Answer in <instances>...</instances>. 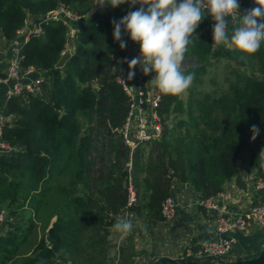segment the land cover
<instances>
[{
    "label": "trees",
    "instance_id": "16d2710c",
    "mask_svg": "<svg viewBox=\"0 0 264 264\" xmlns=\"http://www.w3.org/2000/svg\"><path fill=\"white\" fill-rule=\"evenodd\" d=\"M94 2L0 0V34L5 38L17 35L28 13L36 15L43 32L30 33L20 44V63L46 73L42 93L10 95L4 106L6 115L18 118L2 125L0 141L10 148L0 152V207L14 216L26 211L31 215L26 223L0 220V264H112L109 235L116 217L131 206L130 185L136 193L132 210L145 214L153 225L165 219L162 203L173 180L190 182L200 199L206 198L222 191L237 174L241 154L248 156L256 177H264V42L242 60L223 44L213 48V28L202 19L185 53L198 64L182 69L195 74L187 100L162 93L161 137L142 142L130 153L119 129L131 96L118 78L127 67L130 37L123 35L127 43L121 49L111 22L140 5L94 8ZM237 2L241 12L255 5L254 0ZM60 5L82 16L73 22L76 47L57 67L69 26L38 15ZM231 29L230 24L229 36ZM222 59L223 78L209 70L212 88H199L208 66L216 67ZM252 125L260 129L254 141ZM52 188L62 197L61 208L32 250L21 252ZM212 238L204 236L203 242ZM196 241L191 247L201 245ZM125 249L122 245L117 264H134Z\"/></svg>",
    "mask_w": 264,
    "mask_h": 264
},
{
    "label": "crops",
    "instance_id": "0c3cea01",
    "mask_svg": "<svg viewBox=\"0 0 264 264\" xmlns=\"http://www.w3.org/2000/svg\"><path fill=\"white\" fill-rule=\"evenodd\" d=\"M254 7H258V5L255 4ZM203 11L205 18L210 21L212 27L214 24L212 17L205 10ZM36 18V15L28 13L26 23L22 27L24 32H27L34 25ZM76 30L77 26L75 24L74 27L68 30L66 49L70 50L71 53L76 47L74 36ZM22 39V34H17L11 39L0 34V57L2 59L0 73L5 77L3 81H0V116L3 117L4 122L12 123L18 118L17 114L6 115L4 106L9 97L8 92L16 82L14 76L7 74L8 65L15 55L16 48L23 41ZM139 54V42H133L130 39V46L126 54L127 60L130 61ZM127 70L129 71L128 63ZM134 71L133 79L129 80L133 88H137L140 83H150L155 74V72H150L145 75L139 65L136 66ZM38 73H32L29 77H25L24 81L29 80L32 75ZM44 74L46 77L45 72ZM8 149L0 145V152ZM238 178H240L242 185L243 182L247 185L246 189L238 184ZM255 178V171L249 164L248 156L241 154L239 156L238 172L231 180L224 183L223 195L218 198L219 205L225 206L235 215L247 213L253 204L264 198L263 191L257 190L254 185ZM170 192V195L176 201L175 215L170 218L165 217V219L152 225L145 214L141 215L132 210L131 216L138 222V229L142 230L140 232L138 230V235L131 233L123 239H120L118 233L114 234L113 240L109 236V239H111L109 240L108 249L110 263L117 264L119 262L122 245L126 246L125 256L128 254L133 255L134 264H150L163 255L175 258L183 257L184 249L192 244L194 238L197 239V243H202L204 236H217L216 216L218 210L200 204L198 202L200 200L199 193L190 182L173 180ZM233 234L234 242L222 259L208 258L204 261L214 263L226 261L238 264V261L254 257L264 249V225L257 221H253L246 229ZM140 238L144 239L141 245H139Z\"/></svg>",
    "mask_w": 264,
    "mask_h": 264
},
{
    "label": "clouds",
    "instance_id": "9594fccd",
    "mask_svg": "<svg viewBox=\"0 0 264 264\" xmlns=\"http://www.w3.org/2000/svg\"><path fill=\"white\" fill-rule=\"evenodd\" d=\"M127 3L129 7H140L129 11L119 20H112L113 38L121 49L126 47L123 35L133 42H139L140 54L128 63L127 79H133L134 69L139 65L145 75L155 72L152 79L165 95L179 96L192 84L195 74H185L182 62L185 58L190 38L202 19L204 9L215 21L213 26V48L225 45L228 50L238 52L240 59L259 50L264 42V0H254L258 7L241 12L237 0H95L101 8L110 4L113 8ZM147 6V7H145ZM232 34L228 35L229 25ZM123 30V31H122ZM251 140L260 133L252 125ZM113 228L126 237L133 229V221L124 216L116 217Z\"/></svg>",
    "mask_w": 264,
    "mask_h": 264
},
{
    "label": "built area",
    "instance_id": "2783aa9c",
    "mask_svg": "<svg viewBox=\"0 0 264 264\" xmlns=\"http://www.w3.org/2000/svg\"><path fill=\"white\" fill-rule=\"evenodd\" d=\"M204 10L208 13L207 9ZM81 16L82 15L77 11L66 8L64 5H60L58 8L41 15L43 18L60 19L67 24L69 28L74 27L73 22L78 21ZM213 22L215 24L214 20ZM32 32L36 34L43 32L42 25L36 22V20L34 25H32L27 32H24V29L20 28L17 34L23 35L22 42H24L29 38ZM20 44L16 48L15 55L10 60L7 69V74L16 78V82L9 90L8 94L10 96L23 94L25 92L42 93L45 70L35 65L22 68L20 63L21 56L19 55ZM1 62L2 59L0 57V63ZM35 72L39 73L37 75H32L29 80L24 81L25 77H29ZM127 74L128 70L126 67L118 77L127 93L131 96L129 111L123 126L119 129V133L125 145L130 149V153H132L142 142L161 137L164 130V122L160 114L162 93L152 80L155 74L150 83H140L137 88L132 87V84L127 79ZM4 79L5 77L0 73V81ZM3 124V117L0 116V135ZM0 145L10 148L4 141H0ZM262 157L264 159V147L262 149ZM254 185L257 190L263 191L262 193L264 194V177H256ZM129 192V204H132V202L136 201V193L132 185L129 186ZM221 195H223L222 191L198 201L205 207L216 208L218 210L216 216L217 236L202 242L201 245L196 248L191 247L190 244L184 252L186 256L190 257L189 259L204 261L205 259L213 258L215 260H220L227 254L234 242L233 233L246 229L253 221H257L264 225V198L258 203L253 204L247 213L235 215L225 206L219 205L218 198ZM175 208L176 201L173 196L169 195L162 203V213L167 218L173 217L175 215ZM0 220H3L2 212L0 213Z\"/></svg>",
    "mask_w": 264,
    "mask_h": 264
},
{
    "label": "rangeland",
    "instance_id": "374dc122",
    "mask_svg": "<svg viewBox=\"0 0 264 264\" xmlns=\"http://www.w3.org/2000/svg\"><path fill=\"white\" fill-rule=\"evenodd\" d=\"M198 64V60L194 57H185L183 62H182V69L186 68L189 65H195ZM225 64L226 61L224 59H222L221 61L217 62V66H208V70H207V74H206V80L205 82H203L201 85L199 84V88L202 87L204 89H211L213 84L209 81L208 76L210 75V73H208L209 70H215L214 75L218 78V79H222L223 75L225 73ZM185 66V67H184ZM193 87L192 84L191 86L181 94L182 98L184 100H187L189 93H190V88ZM174 115H179V112L174 113ZM63 179L60 178V182H62ZM45 202L43 203V205L41 206V209L39 211V213L35 216V229L34 231L30 234V236L28 237L27 241L25 242V244L22 246L21 252H29L30 250H32V248L34 247V245L36 244L37 240L48 230V225L51 224V222L55 219L56 213L58 211L59 208H61V202H62V197L61 195H59L56 190L54 188H52L48 194V196L45 198L44 200ZM136 203V201L132 202V204ZM132 204H129L131 206H129L128 209H126V211L124 212L123 216L127 217L129 219H132L133 221V229L131 231V233H135L137 234L138 232V222H136V219L133 218L132 215ZM3 213V220L9 219L11 221L14 222H23L26 223L28 221L29 215H31V212L26 211L25 214L21 213L20 216H14L12 214L9 213V211L4 208V207H0V213ZM30 213V214H29ZM1 225H0V231H1ZM142 230V229H141ZM139 230V232L141 231ZM138 232V233H139ZM115 230L112 228L110 235L112 240L114 239V234H115ZM129 233V234H131ZM138 235V234H137ZM142 236V234H141ZM141 242L139 245L143 244L144 239L140 238ZM111 240V239H109ZM67 264H72L71 262H67Z\"/></svg>",
    "mask_w": 264,
    "mask_h": 264
},
{
    "label": "water",
    "instance_id": "95a60500",
    "mask_svg": "<svg viewBox=\"0 0 264 264\" xmlns=\"http://www.w3.org/2000/svg\"><path fill=\"white\" fill-rule=\"evenodd\" d=\"M99 4H95L94 8H98ZM71 56L70 50H65L59 60L56 62L57 67H61L65 64L67 59ZM238 184L241 187H244V189L247 188V185L243 182H240V178H238ZM150 264H234L232 262H226V261H221L219 263H214V262H206V261H198V260H192L189 258L185 257H171L168 255H163L155 259L153 262ZM238 264H264V249L256 256L244 259L241 261H238Z\"/></svg>",
    "mask_w": 264,
    "mask_h": 264
}]
</instances>
